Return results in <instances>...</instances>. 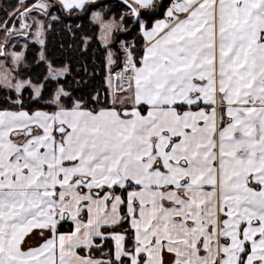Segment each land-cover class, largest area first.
I'll return each instance as SVG.
<instances>
[{
    "label": "snow or ice",
    "instance_id": "snow-or-ice-1",
    "mask_svg": "<svg viewBox=\"0 0 264 264\" xmlns=\"http://www.w3.org/2000/svg\"><path fill=\"white\" fill-rule=\"evenodd\" d=\"M124 3L145 43L108 53L107 106L0 110V264H264V0Z\"/></svg>",
    "mask_w": 264,
    "mask_h": 264
},
{
    "label": "trees",
    "instance_id": "trees-1",
    "mask_svg": "<svg viewBox=\"0 0 264 264\" xmlns=\"http://www.w3.org/2000/svg\"><path fill=\"white\" fill-rule=\"evenodd\" d=\"M29 2L32 3L34 0ZM157 2L167 4L168 0H157ZM5 4L8 8L14 9L18 5V0H7ZM56 8L59 9V7ZM127 9L128 7L122 0H95L88 2L83 9H74L69 12L59 11L58 18L53 21L47 31L44 47L46 59L38 62L37 55L40 47L33 44L28 49L26 56L28 67L22 69L23 77H30L35 82L44 83L42 97L32 99L31 90L26 89L23 95V105L18 106L6 98L8 92L0 87V108L26 109L30 112L54 110V106L46 104L45 100L59 85H63L69 92L68 97L62 98L65 105L70 106L74 100H83L89 108L99 109L107 106L105 102L110 103V94L107 87V70L103 55L105 47L99 41V26L92 21V13L103 11L107 19L121 18ZM5 11L4 9L0 10V21L7 17ZM157 11L161 10L157 9ZM159 17L162 16H153L152 19L155 20ZM135 19V17L125 18L124 24L129 30H127L128 32H117L115 39L118 42L136 39V44L141 45L138 50H141L144 42L138 26H132L135 24ZM137 33L140 35L135 38ZM111 47L116 49L117 44L114 43ZM95 56L101 64L100 67L97 66L98 63H93ZM48 62H51L55 67L67 65L69 72L66 77L59 80L46 79ZM71 227V224L69 227L62 224L60 230L67 231ZM102 250L105 249L101 248L95 254L100 255Z\"/></svg>",
    "mask_w": 264,
    "mask_h": 264
},
{
    "label": "rangeland",
    "instance_id": "rangeland-1",
    "mask_svg": "<svg viewBox=\"0 0 264 264\" xmlns=\"http://www.w3.org/2000/svg\"><path fill=\"white\" fill-rule=\"evenodd\" d=\"M31 0H18V5L14 8H8L5 3H7V0H0V10L4 9L6 13V18L0 21V48H3L4 54L0 55V87L2 90H6L8 93L6 94V98H9V100L15 101L19 99L22 103L18 106L23 105V95L26 89H30L32 92V99H39L42 97L43 91H44V83L35 82L30 77H23L22 69H25L28 67V62H26V56L28 54V49L31 45L36 44L40 47V51L37 55L38 62H41L46 59L45 54V44H46V38H47V31L51 27L53 21H55L58 18V12L62 10V12H69L70 10L64 9L60 4H56L54 0H46V3L50 5L47 13H42L39 9H33L31 13L25 18H20L19 14L11 16V13H14L16 9H19L20 12H23L25 8H30L34 3L37 2V0H34V2H29ZM29 2V3H28ZM57 5V6H56ZM56 7H59L57 9ZM108 9V7L106 6ZM128 9L122 14L125 18H134L127 16ZM26 22L31 25V28H24L22 29L20 27L21 23ZM94 20V21H93ZM92 21L99 26V33L101 29V39L99 37V41L103 47H105L104 52V58H105V64H106V70H107V77L110 73L115 74V72H118L120 69L119 67L112 65L110 66L108 64V53L112 52L115 55L113 56L114 60H117L118 64L122 63L124 59V50L121 47V42H127L130 44H134L135 48L138 49L141 45L136 44L137 40H120L119 42L116 41L115 36L117 32H128L124 24V21H121L120 18H111L107 19L104 16V12L101 11L100 18L97 19L93 15ZM113 21V22H112ZM5 22H7V27H5ZM105 23H113L115 27L113 28L112 32L106 33L104 30L103 25ZM101 24V27L100 25ZM136 24H133L132 26H135ZM8 29H12V31H9ZM24 33H28L25 35ZM140 34L137 33L136 37ZM142 36V35H141ZM88 40V39H87ZM43 41V43H41ZM107 42V45H106ZM144 42V39H143ZM117 44V48H112L111 45ZM109 44V45H108ZM144 45V44H143ZM143 47V46H142ZM142 49V48H141ZM13 53H20L21 58L19 60H15L13 58ZM93 63L97 64V66H101L100 62L97 59V56L93 58ZM48 71L46 75V79H53V80H59L66 77V75L69 72V67L66 65L67 69L64 70V67H55L51 62H48ZM67 71V73L65 72ZM24 72V71H23ZM66 73V74H65ZM7 77V80L4 79V77ZM106 77V78H107ZM17 81H27L30 82L20 93H17L14 88H9L6 86L8 82H11L12 84H15ZM107 81V80H106ZM115 83V80H113ZM109 94L111 93L112 89L109 88L107 83ZM39 88L41 91V96L36 97L35 96V90ZM63 89L64 92H69L66 90V88L63 85H59L53 92L50 94L51 96L48 97V99L45 100L46 104L52 105L55 108V105L51 103L53 101L55 93L58 89ZM1 93V92H0ZM1 97V94H0ZM68 97V96H64ZM63 98V97H62ZM111 101V96H110ZM17 105V104H16ZM0 110H13V111H19L21 109H11V108H0ZM26 110V109H23ZM55 110V109H54ZM54 110H46V111H54ZM28 111V110H26ZM45 111V110H44ZM67 227L71 223H63ZM112 246V241H107L106 246L102 247L103 249L107 250ZM102 250V251H105Z\"/></svg>",
    "mask_w": 264,
    "mask_h": 264
},
{
    "label": "crops",
    "instance_id": "crops-1",
    "mask_svg": "<svg viewBox=\"0 0 264 264\" xmlns=\"http://www.w3.org/2000/svg\"><path fill=\"white\" fill-rule=\"evenodd\" d=\"M91 1H95V0H88V2H91ZM122 1H124V0H122ZM54 2L56 3V4H60L61 6H62V4L60 3V0H54ZM87 2V3H88ZM129 2H131V0H129ZM86 3V4H87ZM63 7V6H62ZM94 13H100L101 14V11H95V12H93L92 13V19H93V14ZM161 18H163V17H159V18H157V19H161ZM94 21V20H93ZM113 22V21H112ZM96 23V22H95ZM98 24V23H97ZM100 25V27H101V24H99ZM99 37H100V39H101V29H100V34H99ZM101 41H102V39H101ZM144 43H145V41H144ZM106 45H107V42H106ZM109 45V44H108ZM64 70H66L67 68L66 67H64L63 68ZM66 73H67V71H65ZM65 73V74H66ZM114 83V82H113ZM13 111V110H12ZM44 111V110H43ZM46 111V110H45ZM48 112H51V111H48ZM70 223V222H69ZM47 236H48V233L47 232H45L44 233V237H41V235H40V231L39 230H34L33 231V233L28 237V239H27V243H26V245H25V247H35V246H38L40 243H42L43 242V239H45V238H47ZM103 252H107V250H105V251H103ZM94 255H96L95 253H94ZM101 255V254H100ZM100 255H96L97 257H100ZM170 259V258H169Z\"/></svg>",
    "mask_w": 264,
    "mask_h": 264
}]
</instances>
